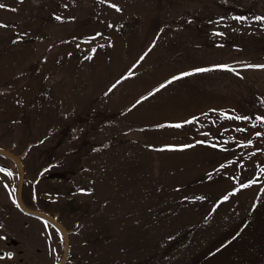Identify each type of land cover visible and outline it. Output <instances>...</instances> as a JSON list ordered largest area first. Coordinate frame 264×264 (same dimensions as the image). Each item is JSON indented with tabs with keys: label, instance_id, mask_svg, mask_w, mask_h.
Masks as SVG:
<instances>
[{
	"label": "rangeland",
	"instance_id": "1",
	"mask_svg": "<svg viewBox=\"0 0 264 264\" xmlns=\"http://www.w3.org/2000/svg\"><path fill=\"white\" fill-rule=\"evenodd\" d=\"M0 4V264H264V0Z\"/></svg>",
	"mask_w": 264,
	"mask_h": 264
},
{
	"label": "snow or ice",
	"instance_id": "2",
	"mask_svg": "<svg viewBox=\"0 0 264 264\" xmlns=\"http://www.w3.org/2000/svg\"><path fill=\"white\" fill-rule=\"evenodd\" d=\"M5 7L3 4H0V8H3ZM112 7L116 8V5H112ZM13 11H15V9H13ZM117 11H119V9L117 8ZM57 19L59 20L60 17H57ZM240 19V18H238ZM257 20H264V17H256ZM4 25H0V27H3ZM93 51H95V49H93ZM91 58V57H89ZM143 58V57H142ZM217 68H221V69H224V70H228V71H233V69L229 68L227 65H217L216 66ZM249 67H264V65H259V66H254V65H249ZM211 69H207V68H198V69H195V72H207V71H210ZM193 73L192 72H185L182 74V76H190L192 75ZM181 77L177 76V77H173L172 79L173 80H177V79H180ZM169 83H171V81H169ZM113 87H115V85H113ZM161 87H164V85H161ZM159 89H157L158 91ZM195 119V118H194ZM237 119H248L247 117H237ZM257 119H264V118H261V117H257ZM185 123H193V120H188V121H185ZM171 127H176V128H180L182 127L181 124H175V125H170ZM161 127H163V125H161ZM239 131H244V129H238ZM257 136L260 135V133H256ZM249 143H251V141H249ZM184 147H192V145H185ZM213 147H215V145H213ZM243 187H247V185H243ZM202 199V198H201ZM224 200H227L228 199V196H225L223 198ZM45 227H47V224L45 225ZM9 256H11V254H8Z\"/></svg>",
	"mask_w": 264,
	"mask_h": 264
},
{
	"label": "water",
	"instance_id": "3",
	"mask_svg": "<svg viewBox=\"0 0 264 264\" xmlns=\"http://www.w3.org/2000/svg\"><path fill=\"white\" fill-rule=\"evenodd\" d=\"M20 184H21V179H20ZM18 205L23 211H25L31 215L41 217V218L51 222L52 224H54L56 227L63 229V226L53 216H51L47 213H44V212H40L37 210L30 209L27 206H25V204L21 200V197H19V199H18Z\"/></svg>",
	"mask_w": 264,
	"mask_h": 264
}]
</instances>
